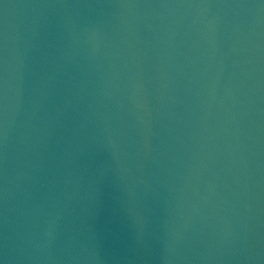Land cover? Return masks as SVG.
<instances>
[{
  "label": "water",
  "instance_id": "1",
  "mask_svg": "<svg viewBox=\"0 0 264 264\" xmlns=\"http://www.w3.org/2000/svg\"><path fill=\"white\" fill-rule=\"evenodd\" d=\"M0 264H264V0H0Z\"/></svg>",
  "mask_w": 264,
  "mask_h": 264
}]
</instances>
